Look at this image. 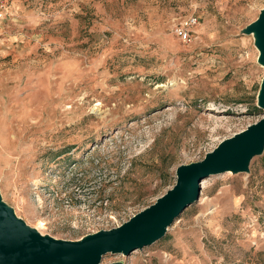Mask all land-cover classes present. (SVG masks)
<instances>
[{"label": "rangeland", "instance_id": "obj_1", "mask_svg": "<svg viewBox=\"0 0 264 264\" xmlns=\"http://www.w3.org/2000/svg\"><path fill=\"white\" fill-rule=\"evenodd\" d=\"M3 2L0 200L40 235L121 225L262 116L264 67L241 29L264 0ZM200 185L160 240L100 264H264V148Z\"/></svg>", "mask_w": 264, "mask_h": 264}, {"label": "water", "instance_id": "obj_2", "mask_svg": "<svg viewBox=\"0 0 264 264\" xmlns=\"http://www.w3.org/2000/svg\"><path fill=\"white\" fill-rule=\"evenodd\" d=\"M241 32L252 36L257 50L256 62L264 67V4ZM255 106L262 111L258 120L220 140L200 160L176 166L173 186L115 228L76 241L56 240L26 226L0 200V264H100L105 254L127 256L160 240L178 215L197 201L202 180L228 172L247 173L250 159L261 154L264 148V74Z\"/></svg>", "mask_w": 264, "mask_h": 264}, {"label": "built area", "instance_id": "obj_3", "mask_svg": "<svg viewBox=\"0 0 264 264\" xmlns=\"http://www.w3.org/2000/svg\"><path fill=\"white\" fill-rule=\"evenodd\" d=\"M6 14V6L3 0H0V28L2 27V24L5 21ZM195 24L196 18L194 16H186L173 25L172 33L181 42H186L189 40L191 29Z\"/></svg>", "mask_w": 264, "mask_h": 264}, {"label": "bare ground", "instance_id": "obj_4", "mask_svg": "<svg viewBox=\"0 0 264 264\" xmlns=\"http://www.w3.org/2000/svg\"><path fill=\"white\" fill-rule=\"evenodd\" d=\"M200 187H201V185H200ZM202 188H204V185L202 184Z\"/></svg>", "mask_w": 264, "mask_h": 264}]
</instances>
